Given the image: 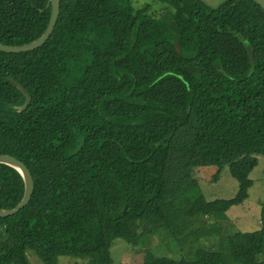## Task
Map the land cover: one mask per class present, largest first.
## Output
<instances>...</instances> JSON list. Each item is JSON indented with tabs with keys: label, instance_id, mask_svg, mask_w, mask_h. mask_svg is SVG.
I'll use <instances>...</instances> for the list:
<instances>
[{
	"label": "trees",
	"instance_id": "1",
	"mask_svg": "<svg viewBox=\"0 0 264 264\" xmlns=\"http://www.w3.org/2000/svg\"><path fill=\"white\" fill-rule=\"evenodd\" d=\"M157 5L61 0L44 45L0 51V154L34 180L29 203L0 217V264H29L27 251L43 264H113L117 239L137 248L160 229L176 256L147 249L128 264H264V200L259 230L208 247L197 234L249 197L264 156V10L254 0ZM50 15V0H0V43L35 41ZM14 82L31 96L22 112ZM208 166L211 181L229 167L233 198L205 199L193 170ZM24 192L0 164V208Z\"/></svg>",
	"mask_w": 264,
	"mask_h": 264
},
{
	"label": "rangeland",
	"instance_id": "2",
	"mask_svg": "<svg viewBox=\"0 0 264 264\" xmlns=\"http://www.w3.org/2000/svg\"><path fill=\"white\" fill-rule=\"evenodd\" d=\"M159 0H133L146 2L153 7ZM211 7H217L225 0H203ZM151 6V7H152ZM162 5L158 3L156 12H162ZM164 13V12H162ZM257 165L251 171L249 177L253 180V185L249 189V197L240 205L232 206L220 220H204L199 224L198 235L200 242L206 247L213 246L221 236L234 234L236 232H251L261 228V206L260 201L264 200V156H257ZM214 166L199 167L193 170V176L198 180L202 193L207 201L215 199H230L238 192L239 183L230 174L229 167L223 168L217 181L210 178L216 173ZM171 235L166 229H160L156 233H150L141 239L137 248L122 239H117L111 248L113 264L141 263L147 249L157 252L162 256H176V246H171L167 241ZM141 245V246H140ZM162 245V246H160ZM181 252V251H180ZM29 264H43L33 251H27ZM60 264H85L84 261L61 257Z\"/></svg>",
	"mask_w": 264,
	"mask_h": 264
},
{
	"label": "water",
	"instance_id": "3",
	"mask_svg": "<svg viewBox=\"0 0 264 264\" xmlns=\"http://www.w3.org/2000/svg\"><path fill=\"white\" fill-rule=\"evenodd\" d=\"M254 1L264 10V0H254ZM50 5H51V15L48 26L45 32L38 39H36L33 42L19 46H10L0 43V51L5 53L18 54V53H25L36 50L40 48L42 45H44L45 42L49 39V37L53 33L54 28L56 26L61 11V0H50ZM175 48L178 53H181L177 41L175 43ZM249 53L251 55L250 48H249ZM14 84L16 88L19 89L21 93H23V95L25 96V102L18 107V111L22 112L25 109H27V107L30 105L31 96L22 85H20L17 82H14ZM0 164H5L16 169L21 174L25 184L24 196L21 202L16 207L11 209L0 208V217L5 218L9 216H14L29 203L34 191V180L28 167L23 162L14 158L11 155L0 154Z\"/></svg>",
	"mask_w": 264,
	"mask_h": 264
}]
</instances>
